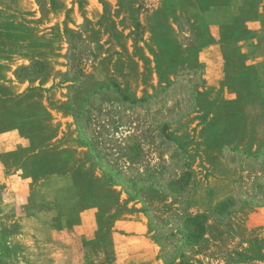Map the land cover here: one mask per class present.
I'll list each match as a JSON object with an SVG mask.
<instances>
[{"label": "rangeland", "instance_id": "1", "mask_svg": "<svg viewBox=\"0 0 264 264\" xmlns=\"http://www.w3.org/2000/svg\"><path fill=\"white\" fill-rule=\"evenodd\" d=\"M0 264H264V0H0Z\"/></svg>", "mask_w": 264, "mask_h": 264}]
</instances>
